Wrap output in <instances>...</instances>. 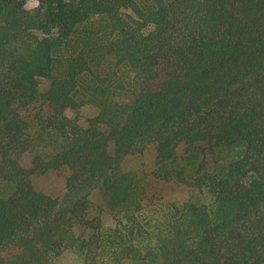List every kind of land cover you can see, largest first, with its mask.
<instances>
[{
    "label": "trees",
    "instance_id": "1",
    "mask_svg": "<svg viewBox=\"0 0 264 264\" xmlns=\"http://www.w3.org/2000/svg\"><path fill=\"white\" fill-rule=\"evenodd\" d=\"M36 3L0 0V264H264V0Z\"/></svg>",
    "mask_w": 264,
    "mask_h": 264
},
{
    "label": "rangeland",
    "instance_id": "2",
    "mask_svg": "<svg viewBox=\"0 0 264 264\" xmlns=\"http://www.w3.org/2000/svg\"><path fill=\"white\" fill-rule=\"evenodd\" d=\"M30 7L36 6V0H27ZM48 87V81L46 79H39V89L41 91L46 90ZM95 109L89 106L83 107L78 112V117L82 121H86L88 117L95 114ZM154 153L151 147H146L141 153H136L127 156L124 159V165L126 168L138 169L141 171L150 172L153 168ZM21 163L25 166L30 165V156L28 154L21 158ZM33 183L41 192H44L52 197H61L65 192L64 187V172L62 171H49L45 174L34 177ZM158 192L166 198H172L180 200L186 193L184 189L174 183H150L149 191ZM61 264H80L72 255L65 256L61 261Z\"/></svg>",
    "mask_w": 264,
    "mask_h": 264
}]
</instances>
